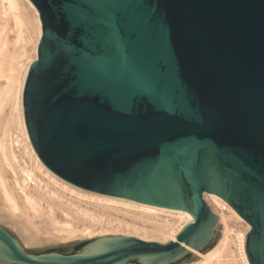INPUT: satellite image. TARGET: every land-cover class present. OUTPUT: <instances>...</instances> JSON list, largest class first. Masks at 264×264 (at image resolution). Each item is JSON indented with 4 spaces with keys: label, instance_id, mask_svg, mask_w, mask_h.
Returning a JSON list of instances; mask_svg holds the SVG:
<instances>
[{
    "label": "water",
    "instance_id": "obj_1",
    "mask_svg": "<svg viewBox=\"0 0 264 264\" xmlns=\"http://www.w3.org/2000/svg\"><path fill=\"white\" fill-rule=\"evenodd\" d=\"M41 34L21 102L42 163L83 189L187 210L174 240L28 253L0 226V262L163 264L223 235L203 192L249 224L264 264V0H30ZM148 257L147 263L141 258Z\"/></svg>",
    "mask_w": 264,
    "mask_h": 264
},
{
    "label": "bare ground",
    "instance_id": "obj_2",
    "mask_svg": "<svg viewBox=\"0 0 264 264\" xmlns=\"http://www.w3.org/2000/svg\"><path fill=\"white\" fill-rule=\"evenodd\" d=\"M10 27L15 31L12 42L14 46L19 45V51L8 49L10 40L7 32ZM40 34L38 12L30 0H0V78L5 79V85H0V111L5 98L7 96L10 98L11 94H14L20 127L18 128L22 134L21 139L17 135L13 136L6 126L0 129V216L14 220L20 218L18 223L13 220L15 227L27 241L33 243L39 242V235H44L42 232L47 234V230H41L36 225V220H41L43 217L51 226L50 233H58L62 237L65 235L67 239L78 233L90 234L92 231L90 227L101 221L106 225L116 221L117 229L125 228L132 232L127 233L128 235L153 240L145 237L149 232L162 235L164 237L162 240L155 239L159 242L174 240L177 232L192 220L187 210L83 189L57 176L39 159L25 128L21 94L28 65L36 56V45ZM26 42L33 43L31 55H26L24 46ZM23 57H26L24 62L21 61ZM25 155L28 156L29 161ZM39 173L45 175L46 180ZM202 196L211 211L221 219L223 235L206 252L186 246L196 260L185 264H249L244 251L245 233L249 229V224L217 194L203 192ZM111 211L121 212L129 216L130 220L112 217ZM58 214L63 219H59ZM230 217L242 222L244 226L243 231L235 233V238L228 225ZM74 219L80 222L87 221L89 224L78 228L72 222ZM102 234L104 237L94 240L82 250L96 252L103 249L108 238L105 237V232ZM231 241L235 244L238 257H234L229 247ZM140 261L147 263L150 259L143 257Z\"/></svg>",
    "mask_w": 264,
    "mask_h": 264
},
{
    "label": "rangeland",
    "instance_id": "obj_3",
    "mask_svg": "<svg viewBox=\"0 0 264 264\" xmlns=\"http://www.w3.org/2000/svg\"><path fill=\"white\" fill-rule=\"evenodd\" d=\"M29 34L30 33H27V35H29ZM7 36L10 40V43L8 45V49L9 50L15 49V51H19V49H20L19 45L14 46V44L12 42L15 38V31L11 27L7 32ZM24 46H25L26 53H27L26 55H31L33 43L32 42H26ZM25 60H26V57L21 58L22 62H24ZM0 85H2V86L5 85V79L4 78H0ZM11 96H10V98H9V96H7L2 103V108L0 111V129L2 130V128L6 126V127H8L9 131L12 133L13 136L17 135L19 138L22 139V134H21V131L19 129L20 127L18 125L17 111L15 109L14 94H11ZM9 102H10V104H9ZM6 116H7V118H6ZM16 131H18V132H16ZM22 144H24L23 141H22ZM25 157L28 161L30 160V159H28L27 155H25ZM39 175L41 177L45 178V180H46L45 175L40 174V173H39ZM114 213H115V216H114ZM110 214H112V217H117L119 219L124 218L123 220H128V221L130 220L129 216L124 215L121 212L111 211ZM214 214H216V213H214ZM58 218L63 219V217L60 216V214H58ZM13 220L14 219L0 216V226L2 228H4L7 232H9L11 234V236H13L17 240V242L20 244V246L24 250H26L28 253H33V254L42 253V252L49 251V250H56V251H59L62 253H69V252L77 251L80 248V246H78L79 243H81L82 241L88 240V239H94L98 236L104 237V235L102 234L104 232L106 235L107 234H109V235H128L127 233H132V232H129L128 230H126L125 228L117 229L115 227L116 221H112L111 224H108V225H106L105 222L101 221V222H99V223H101L100 225H99V223H97V224L92 225L91 226L92 228L90 227V229L92 230L90 234H79L78 233L72 237L73 239L71 237L67 239V238H65V235H63V237H64L63 238L62 236H59L58 233H55V234L50 233V232H52V229H50L51 226L49 225L46 218L43 217L41 220H36V225H38V227L41 230H47V234H46V232H44V233L42 232V234H44V235L43 236L41 234L39 235V237H40L39 242L36 241V243L35 242L33 243L32 241H27V239H25V236H23L15 227V225H16L15 222L18 223L21 219L17 217V219H15L16 221L14 220L15 222ZM12 222H14V223H12ZM72 222L75 225H77L78 228H81L83 225L88 226V224H89L87 221H81L80 222V220H75V219L72 220ZM228 225L231 229V232L233 233L232 234L233 238H235V233L237 231H243L244 230V226H242L243 223L240 221L238 222V220H236L232 217H230L228 219ZM146 226H148L147 223H146ZM237 227H238V229H237ZM45 234L47 235V237H45ZM106 235H105V237H106ZM145 237L151 238L153 240H155V239L162 240L164 238L162 235H155V234H151L149 232L146 234ZM214 245H215V243L210 248H212ZM229 247L233 251L234 257H238L237 253H236L235 244L233 243V241L230 242ZM210 248H208L207 250H209ZM207 250L202 251V252H206ZM224 257H230V256L224 255ZM195 260H196V258L193 255H188L185 253L182 256H180L179 258H177L175 260H171L169 262H165L163 264H183V263L185 264V263H190L191 261L193 262ZM0 264H4V263L0 262ZM10 264H21V263H10ZM121 264H140V263L137 260L133 259V260H127Z\"/></svg>",
    "mask_w": 264,
    "mask_h": 264
}]
</instances>
